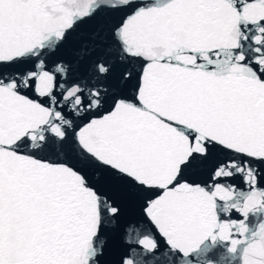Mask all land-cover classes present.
I'll use <instances>...</instances> for the list:
<instances>
[{"label": "snow or ice", "instance_id": "6c2138e0", "mask_svg": "<svg viewBox=\"0 0 264 264\" xmlns=\"http://www.w3.org/2000/svg\"><path fill=\"white\" fill-rule=\"evenodd\" d=\"M0 264H264V0H0Z\"/></svg>", "mask_w": 264, "mask_h": 264}, {"label": "water", "instance_id": "95a60500", "mask_svg": "<svg viewBox=\"0 0 264 264\" xmlns=\"http://www.w3.org/2000/svg\"><path fill=\"white\" fill-rule=\"evenodd\" d=\"M261 222V217L256 216V217H250L249 218V224L253 227H256L259 223ZM107 259H111V256L109 255Z\"/></svg>", "mask_w": 264, "mask_h": 264}]
</instances>
